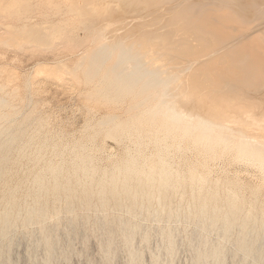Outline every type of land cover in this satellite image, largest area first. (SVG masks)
<instances>
[{"label":"rangeland","instance_id":"obj_1","mask_svg":"<svg viewBox=\"0 0 264 264\" xmlns=\"http://www.w3.org/2000/svg\"><path fill=\"white\" fill-rule=\"evenodd\" d=\"M64 1L65 0H62V3ZM37 4H40L37 0H30V3L28 2V5H26L24 9V6L20 5L15 7L13 12L1 10L2 12L0 13V98L1 101L3 100L2 104H0V119H5L4 121L2 119L0 120V171H3L1 173L2 176L0 175V215H5L4 213H6V216L10 215L9 217L12 218L9 219L7 217L8 221H10L9 226L11 227V229L7 231L6 235H0V264H208V262L209 264H264V255L261 259L254 257L255 260H253L254 258L252 256L246 257L240 251H238L237 241L240 238L241 230L239 228L240 231H238L237 226L231 228V230H229L230 233L228 232L229 234L227 233L225 236L220 231L221 225L218 224L214 227L213 230L212 227L208 228L207 225L198 224L196 222V215L189 214L188 220L186 219L188 218V213L185 214L187 212L185 208L189 205H187V203L192 202L189 201L192 199V196L190 197L191 194L189 195V193H191L189 192V184H191L190 175L195 174L196 172L195 175H198V178L202 179V176L205 175L203 176L204 179H202L206 181V189H204V192H208V188L209 192L213 191L212 193H215L217 191V194L221 201L220 206H222V213L227 208L225 205L226 201H224L226 200V195L227 199H229L232 195V191L234 192L235 190L234 193L236 194V197L238 199V205L241 206L242 214L245 215L248 212L253 211V214L259 215V213L263 211H260V209H264V169H260L258 168V166H253V164L251 165L244 161H238L236 160L238 158L236 157L234 152L224 151V149H218L216 151L215 158L209 159L205 155L202 156L203 152H201L199 148L193 147V141L190 138L188 140L189 142H183L188 138L182 140L181 142L178 141V145H176L177 143H174L173 145L172 142L170 143V140L168 139L166 140V142H162V144L160 145V150L159 145H155L153 142L152 144V140H150L149 138H146L147 140L143 139V137H150L148 134H150L152 137V134L148 133L149 130L144 129L145 127L135 128L134 126H132L134 128L133 129L131 126H127V128L129 127V129L131 127V129H133V131L135 132V135L133 134L134 138H132L131 140V138L128 139V137H132L131 134L134 132L131 129L130 130L132 131V133L131 131H129V129H124V127H126L124 126L122 130L118 132V134H122V136L117 134L119 138L117 136H114L116 138V140H114L115 138L112 139L113 136L111 138L109 132L105 130H109V126H111L112 129L116 124L119 123L120 120H123L122 123L126 118L130 121L129 117L131 118V116H133L136 111L129 113L126 112V110H128V101L124 102L123 104L116 105V103L114 104L113 102H110L108 104L99 101L98 98L97 100L94 99L93 91L96 88H100V85L98 84L97 80H89L90 82L87 80L89 82L88 83L83 79V73L86 70L85 66L89 61L88 59L91 50H95L96 48L93 47L97 46L95 42L90 43V40L92 41V37L94 36L93 34H96V32H100L101 34H103V37L106 40L105 42H107L108 44L111 42V45L115 46H118L119 44H125V46H127L131 45L130 43H135L137 45L140 43L141 39H143L142 44L146 42L147 45L150 46L151 44V46L153 45V47L155 48L158 47L161 49L162 47V50L164 52H161L162 57L165 56L162 59L163 64L165 65V67L167 65H171L166 68L162 65L163 69L166 70H163V73L167 72L168 75H175L174 77L179 78L177 79V83L175 82L172 86L177 87L178 85V87H181L183 85L187 87L186 84L189 83V81L187 82L188 76L189 74H192L196 69V65L202 64L203 62H205V60L211 61L214 60L215 57H220L222 54L221 52H223L224 49H226L225 51H227V49H229L230 47V44H249L251 43L250 41H256V38L259 36L260 37L257 39L264 38V0H73L69 3L68 1L63 3L65 5H61L63 8L60 10L59 7H56L59 11H56L57 9L55 8L52 10H45ZM40 7L42 10L40 9ZM191 8H198L201 10L203 9L202 11H205L207 13L212 12V14H209L212 15L213 19L218 17L220 13L222 14L224 12L225 14H222L223 16L233 15L236 19V21H233L234 27H232V22L228 23V26L224 27V29L228 28L227 31L230 30L228 34H225L229 36L226 37L225 40L230 39L229 41L231 43H228V41L225 42L226 47H224L223 45H225V40L222 41L224 39L223 37H221L222 40L220 42L219 40H216L220 37L212 33V36L214 35V39L211 40V38L213 37L211 36L210 32L206 31L208 33H202L203 31L205 32V28L197 29V27L192 26L186 27L185 25H187V23L191 21V19L189 21V18H185L188 21L184 23L185 25L183 27H186V29L185 31H183L182 25L184 21L182 22L178 20H185L184 17H180L181 13ZM43 10H45L46 12ZM214 13H216L215 16ZM190 15L194 14L191 13ZM5 16L8 17L6 18ZM178 16L181 19L178 18ZM235 24H237V26ZM143 31L145 34L143 33ZM149 32L151 33V35ZM229 33L234 36H232L231 38V35H229ZM202 34L204 35L201 36ZM248 34L250 35L248 36ZM237 35H239V37ZM254 35L256 37L255 39H253ZM12 36H14L13 39L15 38V40L12 39ZM207 36H211L209 37V42V38ZM215 36L219 38H216ZM235 36L237 37L235 38ZM39 37L41 40L39 39ZM5 39H7V41ZM135 39L139 40L138 43ZM160 39H163V41ZM204 39H206L209 44ZM53 40L55 43L52 45ZM213 40H216V43L214 45L215 47L211 48V45L213 46L214 44L211 43V41L213 42ZM160 41L161 43L163 42L164 45H162ZM218 41L220 43L217 44ZM222 42L223 44H221ZM17 43H19L20 45ZM36 43H38L39 45ZM2 44L5 45L3 46ZM142 44L140 43V45ZM6 45H8V47ZM259 46L263 47L264 43H260ZM141 47L142 46H140V48ZM206 47L208 48V50ZM258 47L254 46L253 48L256 49H254L255 51H252L251 49V52L255 53L259 51V53H263L264 48ZM160 49L158 51H162ZM158 51H154L156 53H153H158L160 56L161 53ZM204 51L207 52L208 55H206ZM146 53H148L147 57L149 56L147 58L148 61L151 59L150 61L152 62L154 59L153 57H158V54L157 56H155L150 51ZM146 53L144 54L146 55ZM259 53L255 54H262ZM199 55L200 58L198 59ZM262 55H264V53ZM201 56H203V58ZM150 61L149 63H151ZM191 68L194 69L192 70ZM224 80L226 82L223 81L225 83L221 84V86L224 85L222 86V88L224 87L223 89L221 88L220 90L216 89L217 87L211 86L212 91L206 87V90L202 89L203 91H201V93L203 94L204 92L205 94L208 89V95L211 94L215 97V94H219V92L221 93V91L225 90L229 85H236L234 82L229 81L234 79L226 78ZM94 84L96 85V87H94ZM209 84L211 85V83ZM209 84L208 86H210ZM212 87H214L215 90H213ZM262 89H264V86ZM257 91L254 92H257L259 94L263 92L260 89ZM257 93L252 94L256 95ZM185 94L186 93H183L182 95L186 96ZM208 95L205 99L211 98V95H209L210 98ZM185 103H187L185 105V108L188 109V102ZM195 108H192V110L190 108L192 112L194 111L193 113L195 115L203 114V112H200V110H197ZM2 112H4V114ZM5 113L7 115H5ZM10 113L14 115L12 116ZM9 114L11 115L12 119L10 118V120L8 121V119L6 118H9ZM112 115L118 117V120L117 118L114 119L115 125H108L110 123L105 124L108 125L105 129V125L103 126L101 124L102 122L99 124L100 121L105 120L107 119V117L109 118ZM116 120L118 121V123ZM128 120H125V122ZM232 127L234 129L241 128L239 124H233ZM3 128H6V132ZM141 128H143L144 130ZM123 129L125 131L127 130L128 133ZM136 129L138 131L141 129L143 132L141 130L139 132H142V134L138 131H135ZM2 130H4V132ZM145 132L148 133L146 136H144ZM107 133L109 134V137H106ZM8 134L11 136H9ZM136 134H139L138 136L141 138L142 143L139 142L140 140L138 141L136 139ZM139 137L137 138L140 139ZM9 139L12 141H10ZM117 139H120V141H118ZM134 139L138 141V143H135ZM145 140L147 141V143ZM132 141L133 143L139 144L140 146H143V144H146V146L148 144V146L146 147L144 145L143 149H145L143 150L142 147L140 148V146L138 147V145L131 143ZM165 143L167 145L168 143L169 145L172 144L175 147L173 148L172 146L173 150H170L171 145H168V149L164 150L166 149L165 147H163V144ZM181 143L184 144L182 145ZM166 144L164 146L167 147ZM155 146L159 147L160 152L156 149L158 147ZM136 147L139 148V150H137L138 148L136 149L139 152H136ZM130 151H133V153L135 154L131 153ZM141 151L144 157L141 155ZM156 151L159 152V155H162L160 159L161 161L158 160L159 158L157 154V157H155L154 154ZM77 152L79 156L76 155ZM169 152L170 155L168 156ZM80 154H82V157H80ZM84 154H87L89 157ZM130 154H133L132 157ZM139 154L140 156H138ZM148 155L152 156L149 157ZM85 156L89 159L91 158L92 163L91 161L86 163L84 160L86 159L87 161L89 159L85 158ZM125 156H129L130 158L128 157L126 159ZM5 157L6 159H2ZM148 157L150 160H148ZM207 158L210 161H208ZM73 159H77L78 161ZM79 159H84L83 162H81L85 167L82 166L81 162V165H79ZM129 159L135 162L134 164L137 165L136 168L138 169L139 167L138 170L140 171H143V169L147 170V167H151V165L155 163L158 164L159 161L164 162L165 165L169 163L168 166L172 164L170 168L167 166L168 170L170 169L173 171L171 172L169 170L171 172L169 173L173 177H177L176 175H179L178 177L180 178V181H182L183 179V184L181 182L183 187L181 185L179 187V191H175L178 190V187L176 189L172 188V190L169 189L166 191L167 195H165V198L168 204H170V209H168L167 207L168 204L165 205V208L163 206L162 209H159V211L161 210L160 213L163 211L160 214L162 215L159 217L160 219L152 217L149 218L148 214L145 211H138L135 214L129 211H125L127 210L126 208L129 207L132 201V197L130 195L124 194L121 196V194L123 193V188H121V191L119 189L117 190V192L120 191L122 193L120 194L119 192L118 195L116 194L115 199L111 192H109V194H107L108 192L105 194L101 192V189L107 190L109 183L112 181L109 178L113 179L114 175L115 179L120 178V173H118L117 171L121 172L122 167L125 165L124 161L126 160L129 162ZM139 159L142 162L143 160H145V162L142 163ZM163 159L166 160L163 161ZM204 160L206 161V166L203 165V163H205ZM72 161H74V165L72 164ZM118 163L120 170H118V167H116ZM60 164L63 166H61ZM68 164L70 165L68 166ZM88 164H91L92 166H89ZM141 166H143V168ZM204 166L207 168H205ZM53 167L56 168V170L59 169L61 171L60 173H57L58 177H56L57 174L54 173L56 171ZM69 167L75 168H73L72 170ZM88 167H90L91 170ZM52 168L54 172L50 173L49 171H52ZM79 168H86V170L83 169L84 172H81ZM75 169H78V172L72 173V171H76ZM114 169H116L117 171H114ZM92 170H95V172H93ZM146 170L143 172H146ZM49 173L51 174V176ZM81 173H86V177L89 178V180L91 179L90 175H93L94 173V178L92 176V180L94 181L90 180L92 181L91 183L85 176L83 177V175L85 174ZM117 173L119 174V176L117 175ZM200 174L202 176L199 177ZM207 174L209 177L207 176ZM52 176H55L56 178L50 179L49 177ZM101 176L105 177V181H103L104 177L102 178ZM40 177L44 178L46 184ZM206 178L209 181L205 180ZM77 179H79V183H77ZM84 179H86L87 181ZM38 180H40L41 183ZM69 180H73L72 184ZM74 180L76 181L75 183ZM97 180H99L100 186L98 185V183H94L97 182ZM107 180L110 181L108 182ZM85 181L87 182V186ZM133 181L131 183H133ZM62 182L65 184H63ZM81 182H83V186L85 183V188H82ZM225 182H227V187L225 186ZM57 183L58 185H56ZM231 183L232 188L230 185ZM35 184H39V188ZM42 184L44 187L42 186ZM52 184L53 188L51 189L53 190V192L52 194H50L51 189H49L48 187H52ZM70 184L74 188L71 186L68 187V185ZM73 184H78V186H74ZM120 186L121 185H119V188ZM59 187L61 188L60 191L57 190L59 189ZM65 187L67 188V190L71 188L68 193L67 191H65L66 193L63 192L64 190H66ZM94 187H97L98 190L95 188L97 192H94ZM100 187L102 188L100 189ZM184 187L185 190H181V188ZM29 188L36 194H33V191H31L32 196L29 195L30 197H28V194H30ZM44 188H48L49 190L46 191V189ZM91 188L93 190V196H89L90 198L88 196L85 197V199H87L88 197L87 201L89 204L87 203V205H89V207L84 206L86 204H84L83 207H80L82 205L78 203L83 200V198L81 197L82 191L81 193H79V195H76V193L73 192L76 191L78 194V190H83V193L86 192L85 194L91 195ZM7 189L9 193L6 192ZM35 189L37 192H35ZM86 189L88 190V193ZM229 189H232L231 192ZM43 190H45V192ZM72 190L74 191L72 192ZM41 191H43L44 194ZM98 191L102 195L98 194ZM4 192L6 193V195L4 194ZM47 192L49 193L48 195H46ZM60 192H63V196ZM69 192H72V194H70ZM171 192L172 195H170ZM173 192L177 194L174 195ZM10 193L13 195L11 196ZM56 193V198H54ZM94 193L95 195H99L100 197L105 196L104 198L108 200L106 205L109 206H106L107 208L105 207V210L107 209V211H104V207L102 208L103 212L98 211L100 210V208H98L99 205L97 206L98 209L96 208L97 210H94V198L95 201L97 200L96 204L101 203V200H99L100 197L95 196ZM229 193L231 194L230 196L228 195ZM58 194L60 198L58 197ZM85 194H82V196ZM108 195H111L112 198ZM6 196H8V198H12L13 196L14 197L13 199H8ZM42 196H44V198L46 199V203H44L45 201L43 200L45 199H42ZM77 196L79 199L77 198ZM123 196L125 199L127 198V201L122 198ZM174 196H176V198ZM4 197H6L7 203ZM75 197L77 199V203L72 202V200H75L76 202ZM117 197L120 199L117 200ZM67 198L70 199L69 202L67 201ZM173 198L174 200H172ZM65 199L66 205L75 204V206L72 207H75L77 209L76 206L78 205V209L81 210L79 211L78 209L75 210L74 208H72L74 209V211H68L66 206L63 204L65 202ZM85 199L83 200V203L86 202ZM101 199L103 200V198ZM112 199L117 201L113 200V202L111 201ZM180 199L183 202H181ZM13 200L15 202H13ZM35 200L37 201L35 202ZM40 200L41 202H39ZM178 201L180 202V207L177 206L179 203ZM241 201L244 203L241 204ZM254 201L256 204L251 203ZM90 202L92 203L91 206L94 204L93 208L90 206ZM112 202L113 205L117 208L112 205ZM115 202H119L122 205L126 203L127 204L124 205V209L121 208V210L118 211V209L120 208L118 207L119 203L114 204ZM5 204H7V206L9 205V207H7ZM34 204L35 206H33ZM41 204V213L43 214L45 212L43 211L44 209L46 210L47 208H55L51 210L47 209L51 213L49 211L47 212V210L45 212V214L47 215L48 213H50L51 215L49 216L51 217L46 216L48 217V219H46L44 214L43 218H45V220L40 217L42 218V220L39 218L40 220L38 219L32 224L27 225L25 218H27L26 216L30 214V208H35ZM46 204L49 206L46 207ZM4 205L5 207H7V211L11 208L8 211L10 212L9 214L5 212L6 209H4L5 211L3 212ZM174 205H176L178 208H176V206ZM247 207L249 208L247 209ZM177 209L179 210L178 212H176ZM53 210H55V212L60 210L59 215H54ZM11 212L15 213L13 214L14 216ZM72 212L75 216L72 214ZM166 212H168V214ZM177 213H179V216H175L177 215ZM24 214L26 215L23 216ZM145 214H147L148 217ZM182 214H184L183 216L186 217L184 218ZM137 216L140 218H138ZM99 217L102 218H100L102 221H100ZM103 218H105L106 221L103 220ZM96 219H99L97 220L98 222L95 221ZM117 220L118 223H116ZM11 221L14 222L12 223ZM119 221L121 223L123 222L122 225L126 223L125 225H123V229L121 228V224H119ZM75 222L77 224H75ZM99 225L101 229L99 228ZM101 225H103L104 228ZM125 227H133L134 229V234L132 232L129 235V237L131 238V241H129L130 244L129 242H127L126 234H124ZM49 229L51 230V232L48 234L46 231ZM110 229H113V232ZM47 241H50V243L52 244V247L49 250L47 249L46 245ZM251 243L252 242H250L249 244ZM104 247L106 248L104 249ZM215 250L219 252L221 251V259L219 258V260H213L211 259V257L209 258V256H211ZM130 252L133 255L137 254V256L135 255L133 258L132 256H130L132 255L130 254Z\"/></svg>","mask_w":264,"mask_h":264},{"label":"bare ground","instance_id":"obj_2","mask_svg":"<svg viewBox=\"0 0 264 264\" xmlns=\"http://www.w3.org/2000/svg\"><path fill=\"white\" fill-rule=\"evenodd\" d=\"M37 1L40 3L39 5L43 9H45V10H47V9L52 10L54 8L57 9L56 7H59V10H60V9L63 8L61 5H65L63 3L67 2V1L69 3V2H72L73 0H65L63 3H62V0H60V1L59 0H37ZM28 2L30 3V0H0V13L2 12L1 10H6V11L13 12L14 9H15V7L20 6V5H23L24 6L23 9H24L25 6L28 5ZM41 7H40V9H41ZM193 9L192 8L191 9H187V10H185V11H183L181 13V16H180L181 18H183V17H184V19L185 18H187V19L189 18V21L191 19V21L188 22L187 25L184 24V23H186L188 21L187 19L183 20L179 16H178V18H180L181 20L176 19L178 21H182V22L184 21L182 27L185 25L186 27H188V26L197 27V29H204L205 28L206 29L205 32L203 31L202 33H208V32H210L211 33V36H212V33H213L216 36H219L220 37L219 38V37H216L215 36L216 38H219V39H216V40H219L220 42L222 40L221 37L224 38L222 41H224L226 37H229V36H227L225 34L226 33L228 34V32L230 30L227 31L228 28L227 29L226 28L224 29V27L225 26H228L227 25L228 23H230V22L233 23V21H236V19H235V17L233 15H225V16H223L222 14H225V12L223 11L224 13H222V14L220 13V15H218V13H217L218 17H216L215 19H213L212 15H210V14H212V12L211 13L210 12L207 13L205 11H202L203 9L202 10L201 9H198V8H196V9L193 8ZM45 10H43V11H45ZM59 10L57 9L56 11H59ZM191 13L194 14V15H190ZM9 14H11V13H9ZM228 14H229V12H228ZM215 15H216V13H214V16ZM3 21H4V19H3ZM237 24H235V25L237 26ZM230 25H232V24H230ZM123 27H125V26H123ZM186 27H183L182 30L185 31ZM232 27H234V23H233V26ZM239 29H241V28H239ZM206 31H208V32H206ZM143 33H144V31H143ZM230 33H229V35H231ZM93 35L94 36L92 37V41L90 40V43L91 42H95V44L97 46L96 47H93V48H96L95 50H91V53L89 55V59L86 58L89 61H88L87 65L85 66L86 67V70L84 72L85 74L83 73V79L86 82H88L89 80L90 81L97 80L98 84L100 85V88H96V89L93 88L94 89V91H93L94 99L97 100V98H98L99 101L105 102V103H108V104L110 102H113L114 104L116 103V105L117 104L120 105V104H123L124 102H127L128 101L129 102V104L127 105V109L128 110H126V112L129 113V112L136 111L133 114V116H131V118L129 117L130 121L127 118L125 120H128V121L125 122V120H124L125 123L124 122L122 123L123 120L122 121L120 120L121 122L119 121V123H118V121H117L118 120V117L113 116V115L110 116L109 118L107 117V119L102 120V121L99 122V124L102 122L101 124L103 126L105 124H108V123H110L108 125H112V124L115 125L114 119L117 118L116 121H117L118 124H116L112 129H111V126H109L111 130L110 129L109 130H105V131L109 132V134L111 135V138L113 136L112 139L115 138L114 136H117L118 132L121 131L124 126H126V127H124V129L125 128L126 129H129V127L127 128V126H131V127L134 126L135 128L136 127H138V128L139 127H145L144 129H148L149 132H148V130H147V132L148 133H151L152 134V137H151L150 134H148L147 132H145V134L143 133L144 136H146L148 134L150 137H148V136L145 137V138L143 137V139L149 138L150 140H152L151 143L153 142L155 145H159V147L162 144V142H166V140H168V139L170 140L169 142L170 143L172 142L173 145H174V143L175 144L177 143L176 145H178V141L181 142L182 140L188 138L187 140H184L183 141V142H185V141L187 142L189 140V138H190L193 141L192 142L193 143L192 144L193 147L199 148L201 150V152H203V155L202 156L205 155L209 159L215 158L216 151L218 149H222V150L224 149V151L234 152L235 155H236V157L238 158L236 160H238V161L239 160L240 161H244V162H247L248 164H251V165L253 164V166L256 165L260 169H264V89H262L263 86H264V55H262L264 53V49H263V53L260 51L262 54L259 53L258 50H256L258 52H255V53H259L261 55L255 54L254 52H251V49H252V51H255L254 49H256V48H253L254 46L255 47H258L260 43H264V38L257 39L260 36L256 38L255 35H254V38L253 39L256 38V41L254 40L256 43L254 41H250L251 43H249V44H239V43H237L235 45L230 44V47H229V49H227V51H225L226 49H224L223 52H221L223 55L219 52L221 54L220 57H215V55H214V57H215V58L213 57L214 60H211V61L205 60V62H203L202 64L196 65V69L195 70H197V71L194 70L195 72L193 71L192 74H189L188 79L186 77L187 82L189 81V83L185 82V83H187L186 84L187 87H185V86L182 85L184 87L183 88L182 86L181 87H178V85H177V87L176 86H172L175 82L177 83V79H179V78L174 77L175 75L174 76L173 75L170 76V75L167 74V72H165L166 74L163 73V70L164 71H166V70L163 69V67H162V65L165 67V65L163 64V60H162L163 57H165V56L162 57V53H164L163 50H162V47H161V49L158 48V47L155 48V47H153V45L151 46V44H150V46L147 45L146 42L144 43V41H143L144 44H142V40L143 39H141V41H140V43L142 45H140V43L137 44V45L135 43L134 44L130 43L131 45H127V46H125V44L124 45L119 44L118 46H115V45H111V42L109 44L107 42H105L106 40L103 37V34H101L100 32H96V34H93ZM150 35H151V33H150ZM203 35L204 34H202L201 36H203ZM249 35L250 34H248V36ZM211 36H209V37H211ZM232 36H234V35H231L230 37L232 38ZM237 36L239 37V35H237ZM237 36H235V38ZM256 36H258V35H256ZM13 37L14 36H12V39H13ZM9 38H10V36H9ZM39 39H40V37H39ZM206 39H204V40H206ZM212 39H214V37L211 38V40ZM5 40L7 41V39H5ZM13 40H15V38ZM67 40H69V39H67ZM87 40H88V38H87ZM135 40H137L136 42L138 43L139 40L138 39H135ZM160 40L163 41V39H160ZM216 40L215 41L213 40V42L211 41L212 44L214 43L213 46L210 44L211 45V48L212 47H215L214 45L216 43ZM229 40L230 39L224 41V44H225V45H223L224 47H226V43L225 42L228 41V43H231ZM250 40H252V39H250ZM209 41H210V38L208 39V42ZM219 41L217 42V44L220 43ZM25 42H27V41H25ZM38 42H39V40H38ZM206 42H207V40H206ZM19 43H17V44H19ZM54 43L55 42L53 40L52 45ZM160 43H161V41H160ZM36 44H38V43H36ZM161 44L164 45L163 42ZM221 44H223V42ZM158 45H160V44H158ZM6 46L8 47V45H6ZM140 46H142V47L140 48ZM154 46H156V45H154ZM260 47H262V46H259L258 48H260ZM262 48H264V46ZM155 49H157V50H155ZM159 49L162 50V51H158ZM207 50H208V48H207ZM145 51L146 52H149L150 51L152 53L154 51H156V52L158 51V52H160V53L162 52V53L160 55L161 57L157 53L158 54V57H153L154 58L153 61L151 62L150 61L151 59H150L149 61L151 63H149V61L147 59L149 56L147 57L148 53H146ZM89 52H90V50H89ZM156 52H154V53H156ZM144 53H146V55ZM204 53H206V55H208L207 52L204 51ZM157 54H154V55L157 56ZM216 56H218V55H216ZM201 57L203 58V56H201ZM84 58H85V56H84ZM155 58H156V61H155ZM199 58H200V55H199L198 59ZM161 62H162V64H161ZM169 66H171V65H167L166 67H169ZM191 69H190V71H191ZM226 78L234 79V80H229V81L234 82L236 85H229L228 87H226L225 90L221 91V93L219 92V94H215V97H214V95L209 94V95H211V98L208 95V93H209L208 89H207L208 92L206 91L207 93L206 92H205V94H204V92H203V94L201 93V91H203L202 89L206 90V87L209 88V90H211V86L217 87L216 89H220L221 90L222 86H224V85L221 86V84L226 82L224 80ZM181 81H180V83H181ZM223 81H225V82H223ZM183 82H184V80H183ZM92 83H94V82H92ZM209 83H211V85ZM98 84H97V86H98ZM201 84H203V85H201ZM208 84L210 86H208ZM94 87H96V85ZM214 87H212L213 90H215ZM259 89L263 91V92L261 91L262 93L260 92L261 94L257 93L258 92L257 90H259ZM254 91H257V92H254ZM183 93H186L185 94L186 96L182 95ZM252 93H257L259 95H257V94L254 95ZM207 95L209 96L210 99H205V98H207ZM91 97H92V93H91ZM212 97H214V98H212ZM192 100H194V101H192ZM0 101H1V98H0ZM2 101H1L0 104H2ZM185 102H188L187 107H188L189 110H190V108L192 110V108H195L196 107L195 109L200 110V112H203V114H205V115H203V114L201 115L200 113L199 114L201 116L200 115H195L193 113L194 111L192 112L191 110L189 111L188 109L185 108V105L187 104ZM105 103H103V104H105ZM1 106H4V105H1ZM12 109H13V107H12ZM195 109H193V110H195ZM12 112H14V111H12ZM2 113L4 114V112H2ZM14 113H16V112H14ZM5 115H7V114L5 113ZM11 115L9 116V118H6V119H8V121L10 120ZM202 116H205V117H202ZM233 124H235V125L236 124H239L241 126V128L234 129L232 127ZM108 125H105L104 126L105 129H106V127ZM99 127H100V125H99ZM131 127H130V129H131ZM3 129H5V132H6V128H3ZM130 129H129V131H131V130L133 131L134 128L131 129V130ZM137 129L135 131H138ZM141 129H143V128H141ZM2 131L4 132V130H2ZM124 131H122V132H124ZM132 131H131V133H132ZM142 132H139V133L142 134ZM2 133H1V135H2ZM127 133H128V131H127ZM109 134L107 133L106 137ZM133 134L135 135V132L132 133L131 134L132 137H128V139L131 138V140H132V138H134ZM118 135H121L122 136V134H118ZM131 135H128V136H131ZM138 135L136 134L135 137H136V139L138 141L140 140L139 142H141V138ZM9 136H11V135H9ZM137 137H139L140 139H138ZM114 140H116V138ZM10 141H12V140H10ZM118 141H120V139ZM138 141L135 140V143L136 142L138 143ZM131 143H133V141ZM135 143H133V144H135ZM146 143H147V141H146ZM5 144H6V142H5ZM133 144H132V146H133ZM149 144H150V141H149ZM165 144H163V147L166 148L164 150H167L169 143H168V145L166 144L167 147L164 146ZM172 144H170L171 145L170 150L172 149V146H173ZM135 145H138V147L140 146L139 144H135ZM135 145H134V147H135ZM144 145L146 146V144H143V146L141 145L140 148L142 147V149H143ZM147 146H148V144H147ZM138 147H136L135 150ZM155 147H158V146H155ZM159 147L156 148V149L159 150ZM174 147L175 146H173V148ZM137 150H139V148ZM137 150H136V152H139ZM160 150H161V147H160ZM160 150H159V152H160ZM177 151H175V152H177ZM156 152H158V151H156ZM156 152H155L154 155H155V157H157L156 156V154H157L158 155V158H159L158 160H160L162 155L161 154L159 155V152L158 153H156ZM170 152H169L168 156L170 155ZM81 153H82V150H81ZM131 153H133V151ZM133 154H135V153H133ZM133 154H130L131 157H132ZM76 155H78V152L76 153ZM81 155L82 154H80V157H82ZM84 155H87V154H84ZM141 155H142V151H141ZM138 156H140V154ZM151 156H149V157H151ZM74 157H77V156H74ZM88 157L85 156V158H88ZM128 157L129 156H127V157L125 156L126 159ZM149 157H148V160H150ZM83 158H84V156H83ZM208 158H207V160H208ZM2 159H6V157L5 158H2ZM166 159H163V161L166 160ZM73 160H77V159H73ZM83 160L84 159L80 160L79 163L81 161L83 162ZM91 160L92 159L90 158L89 160L86 161V159H85L84 161L86 163H88ZM129 160H130L129 162L126 161V160L124 161V164L125 165L122 167L121 172H119V171L116 170L117 169L116 167H118V170H120V168L118 166L119 163L117 164V166L115 167L116 169H114V171L116 170L118 173H120V178L115 179V175H114V178L113 179L112 178H109L112 181L109 183V186L107 185L108 186L107 187V190L101 189L103 187L102 186V187H100L101 192H103L104 194L107 193V192H108L107 194H109V192H111V194L114 196V199H115V195L116 194L118 195L119 192L121 191V188H123L122 189L123 193L120 192V194L122 193L121 196L124 194V195H130L132 197V201H131L130 205L128 204L129 207L126 208L127 210H125V211H129V212H131L133 214L137 213L138 211H145L148 214L149 218L150 217H152V218H159L160 216H162L160 214L163 212L162 211L160 213L161 210L159 211V209H162L163 206L165 208V205L168 204V202H167V200L165 198V195H167L166 194L167 193L166 191L169 190V189L172 190V188H175L176 189L177 187H178L177 188L178 190H175V191L176 192L179 191V187L184 182L183 179H182L183 182L180 181V178L178 177L179 175H176V174L175 175L177 177H173L170 174L173 171L169 169L171 171L170 172L168 170V168H167V166H168L169 163L167 165H165L164 162H160L161 160L158 162V164H156L154 162L155 164H152L151 167H147L149 170L147 169L148 170L147 171L145 169L146 172H143V171H145L144 169H143V171L138 170L139 167H138V169L136 168L137 165L134 164L135 162L132 161L131 159H129ZM134 160H135V158H134ZM136 160H137V157H136ZM152 160H154V159H152ZM1 161H3V160H1ZM208 161H210V160H208ZM72 162H73L72 164L74 165V161H72ZM85 162H84V164H85ZM143 162H145V160H143ZM169 162H170V160H169ZM81 163L79 165H81ZM91 163H92V161H91ZM122 163H123V159H122ZM122 163H120V164H122ZM72 164H71V166H72ZM144 164H146V163H144ZM205 164H206V161H205V163H203V165H205ZM69 165L70 164H68V166ZM171 165L168 166V167L170 168ZM61 166H63V165H61ZM82 166L85 167L83 165V163H82ZM89 166H92V165L90 164ZM141 167L143 168V166H141ZM53 168H52V171H49L50 173H53L54 172L53 171ZM69 168H71L73 170V168H75V167H69ZM86 168H83V169L86 170ZM88 168H90V167H88ZM145 168H146V166H145ZM205 168H207V167H205ZM54 169L56 171L54 173H56V174L61 172L59 169L58 170H56V168H54ZM83 169H80L81 172H84ZM49 170H51V169H49ZM77 170L76 171H72V173L73 172H75V173L78 172ZM90 170H91V168H90ZM201 170H204V169H201ZM92 171L95 172V170H92ZM194 171H195V169H194ZM2 172L0 171V175H1ZM75 173H74V175H75ZM113 173H115V172H113ZM118 173H117V175L119 176ZM81 174H85V175H83V177L84 176L86 177V175H87L86 173H81ZM195 174H196V172H195ZM195 174H191L190 175V177H191V184L188 183L189 184V192H191V193H189V195L191 194L190 197L192 196V199L189 200V201H192V202L187 203V205L188 204L189 205L186 208L184 207L185 210L187 211V212L185 211L186 212L185 214L188 213L187 214V217L188 218H186V219L189 220V214H194V215L197 216L196 222L198 224H200V225H207L208 228L209 227H212L213 230H214V227L219 224V225H221V228H220L221 230L220 229L219 230L225 236H226V234L228 232L230 233L229 230H231V228H233L234 226H237L238 227L237 230L238 231L241 230L240 238L237 241L238 251H240L246 257L252 256L253 258L254 257H257V258L261 259L262 256L264 255V209H260V211L261 210H263V211L261 213H259V215L258 214H253L252 213L253 211L252 212H248V210H247L248 213L245 214V215H243L242 214V211H241L242 210L241 209V206L238 205V201H237L238 199L236 197V194L234 193L235 190L233 188L234 192L232 191V195L230 193L228 194L229 196L231 195L229 199H227V195H226V198H225L226 200H224V201H226V204L225 205H226L227 208L222 213V208H221L222 206H220V202L221 201L219 199V196L217 194V191L216 192L214 191L215 193H212L213 191L212 192H209V188H208V192H204V189H206L205 188V182L206 181H204L202 179H204L203 176H205V175L202 176L200 174L199 177L202 176V179H201V178H198L197 177L198 175H195ZM74 175H73V177H74ZM93 175H94V173H93ZM93 175H90L91 176V179L90 180H92V176ZM50 176H51V174H50ZM104 176H101V177L103 178ZM207 176H208V174H207ZM37 177H36V179H37ZM56 177H58V174H57ZM56 177L55 176L54 177L52 176V177H49V178L51 179V178H56ZM40 178H42V177H40ZM93 178H94V176H93ZM207 178L205 180H207ZM47 179H48V177H47ZM87 179L89 180V178H87ZM64 180H66V179H64ZM84 180H86V179H84ZM38 181H40V180H38ZM42 181L46 184V182L44 181V178H42ZM69 181H71V180H69ZM72 181H71V184H72ZM77 181H78L77 183H79V179H77ZM86 181H85V183H86V186H87V182ZM92 181H94V180H92ZM92 181H90V182L92 183ZM100 181H101V179H100ZM103 181H105V177H104ZM132 181H133V183H131ZM188 181H190V180H188ZM207 181H209V180H207ZM51 182H50V184H51ZM65 182H67V181H65ZM75 182L76 181L74 180V183ZM83 182H81L82 188H85V183H84V186H83ZM102 182H100V183H102ZM181 182H182V184H181ZM35 183H36V181H35ZM40 183H41V181H40ZM89 183H88V185H89ZM94 183H98V185L100 186L99 180H97V182H94ZM225 183H226L225 184V186H226L227 185V182H225ZM232 183L230 184L231 185V188H232ZM43 184H42V186H43ZM48 184H49V182H48ZM54 184H55V182H54ZM63 184H65V183H63ZM71 184L68 185V187H70ZM208 184H209V182H208ZM35 185H37V184H35ZM56 185H58V183ZM73 185L75 186L76 184H73ZM101 185H103V184H101ZM119 185H121L120 188H119ZM76 186H78V184ZM95 186H96V184H95ZM105 186H106V183H105ZM184 186H185V184H184ZM208 186H211V185H208ZM34 187H33V189H34ZM60 187H59V189H57V188H55V189H57V190L60 191L61 190ZM71 187H73V186H71ZM79 187H81V186H79ZM89 187H90V185H89ZM89 187H88V189H89ZM91 187H92V185H91ZM182 187H183V185H182ZM38 188H39V186H38ZM48 188L49 189L53 188V184H52V187L49 186ZM48 188H44V189H46V191H47V190H49ZM65 188H63V189H65ZM95 188L97 189V187H94V192H97L98 189L95 190ZM237 188H236V190H237ZM118 189L120 190L119 192H117ZM182 189L185 190V187L184 188H181V190ZM215 189H217V188H215ZM39 190H41V189H39ZM69 190H67V188H66V190H64L63 192L67 191V193H68ZM75 190H76V187H75ZM231 190H230V192H231ZM9 191H11V190H9ZM31 191H33V190L30 189L29 190V193L30 194L27 193L28 194V197H30L29 195L32 194ZM43 191L45 192V190H43ZM43 191H41V192L43 193ZM73 191L74 190H72V192ZM81 191H82V194H85L86 193V192L83 193V190H80V191L78 190V194H77L76 191L73 192V193H76V195H79V193H81ZM86 191L88 193V190L87 189H86ZM205 191H207V190H205ZM6 192L9 193L8 192V189H7ZM35 192H37L36 189H35ZM48 192H50V191H48ZM48 192H47L46 195L49 194ZM52 192H53V190L51 189V193L50 194H52ZM54 192H55V190H54ZM63 192L62 193L60 192L61 195L63 194ZM72 192L71 193L69 192V193L72 194ZM90 192H92L91 195L85 194V195H83L84 197L81 194V197L83 198V200L85 199L86 196H88V197L89 196L90 197L93 196L92 195L93 194L92 188H91V191ZM90 192H89V194H90ZM237 192H238V190H237ZM12 193H13V191H12ZM42 193H41V195H42ZM4 194L6 195L5 192H4ZM33 194H36V193H34V191H33ZM59 194H58V197H59ZM98 194H101V193H99V191H98ZM173 194L176 195L177 193H174L173 192ZM10 195L12 196L13 194L10 193ZM56 195H57V193L55 194L54 198H56ZM76 195H74V196H76ZM94 195H95V193H94ZM170 195H172V192H171ZM44 196H42V199H45ZM95 196H99V195H95ZM108 196H111V195H108ZM6 197L8 198V196H6ZM6 197H4V198L6 199ZM13 197L10 198V199H13ZM64 197H65V195H64ZM88 197H87V199H88ZM104 197H100L99 198V200H101L100 201L101 203L98 201L100 204H96V201L97 200L95 201V198L93 197L94 198V204L96 205L95 206L93 204L94 205V210H97L98 208H100V210H98L100 212H103V209H104V211H107V209L105 210V207L106 206H109V205H106L108 200L106 198H104ZM171 197H169V198H171ZM174 197L176 198V196H174ZM179 197H181V196H179ZM59 198H57V199H59ZM77 198H78V196H77ZM101 198H103V200ZM111 198H112V196H111ZM122 198H124V196ZM185 198H188V197H185ZM32 199H33V197H32ZM75 199H76V197H75ZM87 199H85L86 200L85 203H83V200L81 201L83 204L78 200L80 202L78 204H81L82 205L80 207H83L84 204H86L84 206L89 207V205H87V203H88ZM104 199H106V200H104ZM114 199H112L111 201H113ZM119 199L120 198H118L117 200H119ZM14 200H13V202H15ZM59 200H61V199H59ZM117 200H114V201H117ZM172 200H174V198ZM242 200H243V198H242ZM36 201L37 200H35V202ZM43 201H45L44 203H46V199L43 200ZM57 201H56V203H57ZM61 201H63V200H61ZM67 201L69 202L70 199L67 198ZM102 201H104V202H102ZM125 201H127V198L125 199ZM180 201H181V199H180ZM39 202H41V200ZM72 202L73 203H77V199H76V202H75V200H72ZM113 202H112V205H113ZM119 202H115L114 204L119 203ZM181 202H183V201H181ZM6 203H7V199H6ZM108 203H110V202H108ZM243 203L244 202L241 201V204H243ZM251 203L254 204L255 201L254 202H251ZM63 204L66 206V208H67L68 211H72V210L74 211V209L75 210L78 209V205L76 206L77 209L75 207H72V206H75V204L74 205L73 204L66 205V199H65V202ZM91 204L92 203L90 202V206H91ZM126 204H124V205H126ZM172 204H173V202H172ZM5 205L7 206V204H5ZM5 205H4V208H3V212L5 211L4 209H6L5 212H7L9 214L10 212H8V211L11 208L7 211V207H9V205L7 207H5ZM93 205L91 206L92 208H93ZM98 205H99V207L97 208ZM124 205H122V204L119 203L118 204V207H120V208L118 209V211L121 210V208L124 209V207H125ZM179 205H180V202L178 203L177 206H179ZM33 206H35V204ZM41 206H42V204L41 205H38L35 208H33V207L30 208V211H31V212L29 211L30 214L26 216L27 218L24 217L26 219L27 225L32 224L34 221L38 220L40 217L43 218L44 217V214H45V212H46L47 209H50V210L51 209H55L54 207L53 208H47L46 210L44 209L43 211H45V212L43 214V213H41L42 212V207ZM48 206L49 205H47L46 207H48ZM169 206H170V204L167 205L168 209H170ZM174 206H176V205H174ZM177 206H176V208H178ZM114 207H113V211H114ZM66 208H64V209H66ZM72 208H74V209H72ZM111 208H112V206H111ZM115 208H117V207H115ZM184 208H183V210H184ZM248 208L249 207H247V209ZM48 211L49 210H47V212ZM53 211H54V215H57V216L59 215V211L60 210L57 211V212H55V210H53ZM164 211H165V209H164ZM178 211L179 210L177 209L176 212H178ZM14 212L13 213L11 212L12 215L15 214ZM50 213H48V215L45 214V218L46 219H48V217H51V216H49V215H51ZM166 213L168 214V212H166ZM4 214L5 215H3V214L0 215V235H2V234H5L6 235L7 231L11 229V227L9 226L10 225V223H9L10 221H8V218L9 219H12V218L9 217L10 215L9 216L8 215L6 216V213H4ZM72 214L74 215L73 212H72ZM143 214H144V212H143ZM147 214H145V215L147 216ZM178 214L179 213H177V215H175V216H179ZM25 215L26 214H24L23 216H25ZM183 215L184 214H182V216ZM46 216H48V217H46ZM42 218H40V219L42 220ZM45 218H43V220H45ZM100 218L101 217H99V219ZM138 218H140V217H138ZM192 218H193V216H192ZM99 219H96L95 221H97ZM101 219H100V221H102ZM165 219H166V217H165ZM103 220H105V218H103ZM118 220H117L116 223H118ZM190 221H191V219H190ZM12 223H11V225H12ZM122 223L120 222L119 224H121V228L123 229L124 228L123 225H125L126 223L124 222L125 224H123V225H122ZM75 224H77V223L75 222ZM96 224H98V223H96ZM102 224H103V222H102ZM101 226H103V225H101ZM137 227H139V226H137ZM99 228H100V225H99ZM103 228H104V226H103ZM107 228H108V226H107ZM239 228H240V230H239ZM107 230H109V229H107ZM110 230L113 232V229H110ZM133 230H134L133 227L132 228H126L125 227L124 234H126L127 242L131 241L130 240L131 238L129 237V235L132 232L134 234V231ZM204 230H205V228H204ZM46 232L49 234L51 232V230L49 229ZM161 232H162V230H161ZM219 234H221V233H219ZM123 235H121V236H123ZM122 239H123V237H122ZM250 242H252V243L249 244ZM107 244H109V243H107ZM129 244H130V242H129ZM46 245H47V249L48 250L52 247V244L50 243V241H47ZM105 248L106 247H104V249ZM219 250H221V249H219ZM220 252L215 250L214 253L211 256H209V258L211 257V259H213V260H217V259L219 260V258L221 256V253ZM171 253H173V252H171ZM206 253H208V252H206ZM130 254H132V253L130 252ZM135 255L137 256V254H135ZM135 255L132 254L130 256H132L134 258ZM253 260H255V258ZM208 264H209V262H208Z\"/></svg>","mask_w":264,"mask_h":264}]
</instances>
